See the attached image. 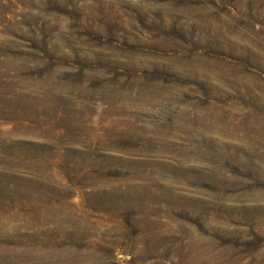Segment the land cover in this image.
<instances>
[{
	"label": "rangeland",
	"instance_id": "1",
	"mask_svg": "<svg viewBox=\"0 0 264 264\" xmlns=\"http://www.w3.org/2000/svg\"><path fill=\"white\" fill-rule=\"evenodd\" d=\"M0 102V264H264V0H0Z\"/></svg>",
	"mask_w": 264,
	"mask_h": 264
},
{
	"label": "bare ground",
	"instance_id": "2",
	"mask_svg": "<svg viewBox=\"0 0 264 264\" xmlns=\"http://www.w3.org/2000/svg\"><path fill=\"white\" fill-rule=\"evenodd\" d=\"M195 12H194V17H196V19H199L201 17V14H202V10L201 9H194ZM182 12H186L185 9L182 10ZM199 17V18H198ZM42 44V41L40 42ZM45 45V44H44ZM257 50V49H256ZM260 53V52H259ZM239 54H241V51L239 52ZM24 59V58H23ZM26 60L27 58L24 59V63H26ZM26 82V81H25ZM47 83V82H46ZM26 84V83H25ZM48 84V83H47ZM115 92V91H114ZM12 96V95H11ZM14 97V96H13ZM20 97V96H18ZM24 98V97H23ZM32 100V99H31ZM50 101V100H49ZM39 102H43L41 100H39L37 97L35 98L34 100V106H37ZM1 103V102H0ZM2 104V103H1ZM49 104V103H48ZM8 106V104H6ZM5 105V106H6ZM42 107V106H41ZM18 109V108H17ZM36 109V108H35ZM47 111L50 112V108L48 110V108H46ZM52 109V108H51ZM77 112V111H76ZM23 113V112H22ZM12 114V113H11ZM20 114V113H19ZM7 115V114H6ZM21 116V114H20ZM11 117V116H10ZM118 122V121H117ZM125 124V123H124ZM129 125V124H128ZM22 126V125H21ZM20 126V127H21ZM27 126V125H26ZM120 123H117V124H112L110 126H105L106 128L105 129V133L106 135L110 136V139L107 141L109 142L111 145L112 144H116V145H126V143H129L130 144H134V139L131 138V135H130V132H128L127 130H124L123 128H120ZM131 126V125H130ZM128 127V126H127ZM24 128V127H23ZM27 128V127H26ZM32 128V127H31ZM4 129V128H3ZM2 129V131H3ZM127 129V128H126ZM134 130V129H133ZM2 131H0V134L1 135H4L2 133ZM22 131V130H21ZM27 132V131H26ZM11 134V133H10ZM22 134V133H21ZM95 135V134H94ZM104 135V134H103ZM9 136V135H8ZM70 138V137H69ZM128 138V139H127ZM91 139V138H90ZM127 140V141H126ZM14 145V144H13ZM16 145L22 149H25V150H32V152L34 153H37L39 152L38 149L42 148L41 145H38V144H26V143H18L16 142L15 143V147ZM137 145V144H136ZM109 147V146H108ZM91 148V147H90ZM134 150V149H133ZM126 151V150H125ZM70 156V155H69ZM77 156V155H76ZM122 157V156H121ZM124 157V156H123ZM78 160V159H77ZM105 163L107 164H125V165H130V166H134L136 164H141V163H138V162H132L130 159L128 158H107L104 160ZM20 164V163H19ZM45 165V163L43 162H40V161H35V160H32L28 166L32 169H35V170H39V167L40 166H43ZM116 166V165H115ZM105 175V174H104ZM94 176V175H93ZM122 176V175H121ZM126 176V175H125ZM138 176V175H137ZM10 177L8 176H2L0 175V188H1V185H3L2 181L3 180H8ZM97 182V181H96ZM132 184V183H131ZM148 186V185H147ZM144 187V186H142ZM149 187V186H148ZM162 193V192H161ZM139 194V193H138ZM124 196V195H123ZM133 197V195H132ZM167 197V196H166ZM160 200V199H159ZM56 250V249H55ZM54 250V251H55ZM61 260V259H60ZM57 262H60V261H57ZM63 262V261H62ZM61 262V263H62ZM74 263V262H73Z\"/></svg>",
	"mask_w": 264,
	"mask_h": 264
}]
</instances>
